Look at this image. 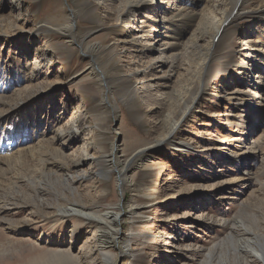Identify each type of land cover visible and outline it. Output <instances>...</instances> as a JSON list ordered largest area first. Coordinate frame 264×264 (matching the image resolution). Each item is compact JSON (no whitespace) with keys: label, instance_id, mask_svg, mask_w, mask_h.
Masks as SVG:
<instances>
[{"label":"rangeland","instance_id":"374dc122","mask_svg":"<svg viewBox=\"0 0 264 264\" xmlns=\"http://www.w3.org/2000/svg\"><path fill=\"white\" fill-rule=\"evenodd\" d=\"M20 1L28 15L20 23L16 21L24 29L0 31V96L13 95L16 87L9 91L7 87L18 83L17 88H21L25 84L22 80L34 72L36 42L54 58L50 64H37L42 82L34 95L14 98L5 106L4 110L10 106L16 109H10L11 116L0 124V146L13 137L18 142L27 139L25 143L30 137L37 138L30 145L39 142L42 134L54 138L57 126L70 119L79 104L86 115L83 130L88 128L91 158L80 165L68 163L82 145L78 134H71L69 140L62 137L54 143L67 159L36 150L25 157L33 159L31 171H20L14 188L2 183L0 264H264V257L248 256L245 263V255L240 254L244 245L264 247V84L259 89L246 85L250 74L237 66V51L229 67L220 69V61L217 69H211L205 90H199L190 112L170 131L169 124L181 116V110L170 109L180 76H142L149 59L146 53L130 49L118 54L120 45L115 44L123 23L114 21L113 14L105 16V6L97 0ZM259 1L250 0L243 11L258 8ZM179 2L147 0L135 13L134 30L136 25L143 30L161 27L162 19L170 17L162 9ZM205 2L199 10L218 8ZM118 4L114 0L112 13L119 12ZM12 6L10 0H0V15L8 17L15 11ZM79 11L90 20L77 21L75 31L87 42L100 44L94 60L107 84L98 86L88 69L93 58L84 51L75 50L67 61L58 50L63 35L54 27L76 19ZM90 11L92 14H87ZM253 13L228 24L221 43L228 49L251 40L264 45V9ZM201 22L197 20L193 29ZM38 25L47 29L30 32ZM134 69L139 72L132 75ZM124 73H128L127 79L119 81ZM127 84L136 90L135 98L129 101ZM80 86L89 95H81ZM192 88L190 94L197 85ZM232 92L240 94L233 96ZM246 101L261 105L259 115L249 112ZM248 131L251 140L257 141L251 151L243 150L241 141H234ZM140 150L142 156L138 154L140 157L129 163L121 183L119 172L125 161ZM111 153L114 159L105 163ZM44 158L49 159L47 165ZM52 161L57 164L52 165ZM46 166L57 174L75 177L71 185L74 192L62 182L50 183ZM32 185L43 192L34 191ZM56 185L65 197L77 199L83 206L95 207L101 213L118 212L117 231L105 235L82 216H59L57 204L63 194L54 189ZM48 239L53 240L48 243Z\"/></svg>","mask_w":264,"mask_h":264},{"label":"bare ground","instance_id":"6f19581e","mask_svg":"<svg viewBox=\"0 0 264 264\" xmlns=\"http://www.w3.org/2000/svg\"><path fill=\"white\" fill-rule=\"evenodd\" d=\"M10 1L14 3L15 7L14 6L12 7H14L13 9L15 11H11L9 13V16L11 17L13 16V18L14 17L16 18L15 20L14 19L9 20L8 18L9 16L6 17L0 15V31H2L3 28H6L7 30L24 29V26H22L23 24L18 25L16 20H18L19 21L18 23H20L22 21V18L28 15V10H25L23 8V4L20 0H10ZM97 1H98L97 3L101 7L105 6V8L107 9L108 12L106 11L107 14L105 16L110 17V15L113 14L114 15L113 19H115L114 21L123 23L122 27H120L119 30L120 34L119 37H117L118 39H116V44H115V46L120 45V51L118 52V54L125 53L130 51V49H133L135 51H138L140 54L146 53L149 56L147 65L143 67V69L141 70L142 76H155L159 73H161L160 76L168 77V78L172 77L174 73L175 74L178 73L177 76H180L178 78V88L176 89L175 94L171 98L170 109L172 110L174 107H176L177 109L181 110V112L179 111L181 116L180 119L178 120L175 119L169 120V121L172 120V122L169 124L171 126L170 131H174L177 128L176 126L178 125V123L182 121V119L185 117L187 112H190L189 109L193 106L195 100L199 97L200 91L205 90V86H206L205 78L207 77V75H209L211 69L213 67L217 69L220 61H221V64L219 66L220 69H223V66L229 67L232 64L230 61L231 60L233 61L235 57L234 52L237 51V54L239 55L240 62H237V66L240 69L246 70L245 71L246 74L248 75L250 74V78L246 85H248V87L254 86L257 89H259L264 84V45L263 44L251 43L252 42L251 40V42L247 43L245 46L239 45V47L236 49H228L229 46L223 45L221 43V39L223 38L222 36H224L223 34L226 31L227 25L232 24L237 20H241L244 16L247 17V15H250V13L253 12L257 13L261 9H264V0L259 1L261 6H258V8L249 9L251 7L249 6L248 11H243V5L249 3L250 0H206V2L209 1V5L210 4L212 5V2L214 3V5L216 4L215 6L218 7L216 10H214L215 8L212 10L211 7L208 5V3L207 5L209 7H204L199 10V7L203 5L204 0H180L179 4L174 5L173 8H169L168 6L163 8L162 13L167 14L170 17L169 18L167 17L166 19H162L161 27L154 25L153 28H151L150 30L149 29L143 30L142 29L143 27H141L140 25L139 26L136 25L137 30H134V23H133L135 19V13L138 12L141 9V7H143V5L147 3V0H117L119 4L116 6V8L120 7L121 9L118 10L119 12L115 14L111 12L114 0H97ZM88 3L91 4L90 1H88ZM167 4H169V2H167ZM196 8L198 9L196 10ZM13 12H16L15 16L12 14ZM93 12L94 11L92 10V13ZM90 13L91 11L87 14L90 15ZM83 14L84 11H79L77 13L76 19L70 18L62 26L57 25L54 27L57 32L63 35V40L58 42L57 47L58 50L65 55L67 61L69 60L70 55H72L73 52H75V50L80 52L84 51L85 54L91 56L93 60L90 62L88 69H90L91 75L95 76L96 82L99 86L100 83L101 84L103 82L106 83L105 76L104 75L102 76L99 63L96 60H94V56L98 55L97 53H99L100 44L93 41L87 42L85 40V36L80 38L75 31L77 21L83 22L90 20L87 17H85ZM196 19L198 20V22L201 21L202 22L200 23L198 28L196 27V29H193L192 26ZM197 20L194 25L197 24ZM42 25L40 26L38 25V27L32 28L30 32L37 31L43 33L45 28H43ZM51 28L53 27L51 26ZM139 30H141V32L137 33L136 31ZM217 47H221L220 51L217 50ZM115 49L118 50L117 48ZM33 50L35 52L34 64L36 65L34 66V69L35 68L36 69L34 70V72L31 73V75L28 72L29 74L27 75V77L26 78L24 77L25 79L22 80L25 83L24 86L21 85L22 86L21 88H17L19 84L18 83L14 84L12 85V87H7V91H9L10 89L12 90L16 87L13 92L14 93L13 95L12 94L10 95L8 93L9 94L8 96L6 95L3 97L0 96V124L3 123L4 121L6 122V120L9 119V117L11 116L12 114L11 112L15 111L16 109L15 106L13 107L10 106L9 109L4 110L5 106L10 105L14 98L23 97V95L24 98L30 97L31 95H34V92L38 90L37 84L41 83L42 81L40 80L41 70H37V64H39L40 62H43L44 65L50 64V62L54 58L53 53H51L47 48H45L44 45L42 44L38 45L37 42L35 43ZM112 50H114V48H112ZM115 52L113 54H116ZM241 57L243 59H247V61L240 59ZM180 70L182 71L181 74H180ZM135 72H139L138 69H134L132 75ZM127 76L128 73L127 74L124 73L123 75L119 76L118 80L125 81L127 79ZM42 78L44 80L47 79V75L45 77L43 76ZM71 79L74 80V78ZM194 85H197V88L195 89V91H193L192 94H190V92L193 90L192 87ZM127 86L129 91H128V96H126V101H129L130 99L135 98L136 90L134 89L133 84L132 85L127 84ZM4 90L6 89L3 88V92ZM79 90L81 95L84 96L89 95V93L86 90H84L81 86L79 87ZM231 94L233 96L236 94L239 95L240 92L239 94L237 92H232ZM245 107L249 110V112L251 111L253 114L257 113L259 115L260 113L259 111H261V105L254 104L253 102L245 103ZM10 109H12V111H9ZM172 114L173 113L170 112V115ZM73 115L70 117V119L66 120L61 125L57 126L56 135L54 138L51 137L46 138L44 137L45 135L43 136L42 134V139L41 140L39 139L40 141L36 140L39 142L35 143L34 145H30V143L33 140L37 139V138L34 139L33 135H32L33 137H30L27 143H25L27 139L23 140L22 142H18L13 139L14 137L11 138L10 140H3V143L0 146L1 189L3 186L2 184L3 182L6 183L8 188H14L15 184L18 181L19 178L18 174L20 173V171H31L33 166V159L25 158V157L31 155L36 150H44L47 152V154H50L55 159H59V160L67 159V156L64 154V152H61L59 148H57V146L54 145V143L56 142H61L62 137H65L67 140H69L71 134H78V138H79L78 141L82 143V145L79 147L80 153L73 156V159H71L70 162L68 163H70L73 166L78 164L80 165L83 161L85 162V160L91 158L88 152V150L91 149V143L89 141L90 139H87V137L89 136V133L87 132L88 128L86 129V131L83 130L84 128L83 125L86 121V115L82 110V106L78 104L76 108H74ZM56 119H58L57 116ZM2 136L3 135H1L0 140H2ZM237 138L235 137L234 141L236 140L241 141L240 144L243 143V147L241 145L243 150L245 151H248V149H250V151L252 149L254 150L257 141L251 140L252 136L250 135L249 131L247 135L246 133H243L242 135H240L239 139ZM61 145L63 144L61 143ZM142 153H143L142 150H140L136 154L129 156L127 161H125L122 170L119 172L120 177L122 176L124 178L129 163L132 162V160H135V158L138 157V154H141L140 156H142ZM107 157L109 159H107L105 163L106 162L111 163L112 160L114 159L112 153L107 155ZM48 160L49 159H45V158L43 160L45 161L46 165L48 163ZM54 164L56 165L57 163L52 161V165ZM46 169H49L48 170L49 175H47L46 177L50 178V183L53 182L54 184H56L55 183L56 181L62 182L65 185L66 189H70L71 191L74 192L71 185H72V181L75 180L74 179L75 177H73L71 174L68 173L57 174L56 171L52 170V168H47V166ZM53 171L55 172V174ZM123 178L121 180V183L123 182ZM54 184L51 185L53 186ZM59 185H56L54 189L61 194L62 193L61 190L58 191L56 189L57 186ZM31 188L34 191L35 189H37L39 191L38 193L40 194L43 192L41 189L36 188L33 185ZM22 195H26V193L23 192ZM0 197H2V191H0ZM61 198H62V202H60L61 204L56 203L58 213H60L59 216H63L65 214L79 215L80 217L82 216V220H85V222L88 224L90 223L91 224L90 226H94L95 229H97V231L100 230L105 235L110 230L117 231L116 229L117 220L119 218L118 212L108 210L105 211L104 213H101L98 210H96L95 207L83 206L81 203L77 201V199L74 198H72V200L68 199L67 197L64 196V194L61 195ZM70 232L72 234L73 232L72 229ZM52 240L53 239H50L48 243L51 242ZM101 242L105 243L104 240H101ZM246 246L247 245H244L242 247L243 252L241 251L240 253L243 256L245 255V259H244L245 263H248L246 262V260H248V256H255L258 258L264 257V247L258 245L259 248L257 247L258 249H256L255 247L252 246L251 247H246Z\"/></svg>","mask_w":264,"mask_h":264}]
</instances>
